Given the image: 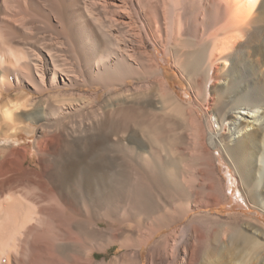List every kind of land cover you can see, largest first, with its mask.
Wrapping results in <instances>:
<instances>
[{"label":"bare ground","instance_id":"obj_1","mask_svg":"<svg viewBox=\"0 0 264 264\" xmlns=\"http://www.w3.org/2000/svg\"><path fill=\"white\" fill-rule=\"evenodd\" d=\"M0 101V264H264V0H0Z\"/></svg>","mask_w":264,"mask_h":264},{"label":"rangeland","instance_id":"obj_2","mask_svg":"<svg viewBox=\"0 0 264 264\" xmlns=\"http://www.w3.org/2000/svg\"><path fill=\"white\" fill-rule=\"evenodd\" d=\"M167 77L170 81V83L172 84L173 88L182 96V98L186 101H188L190 98V91L188 88V85L186 84V82L179 76V74L174 70V68L172 66H169L167 69ZM93 93V92H92ZM2 104V102L0 101V105ZM1 130V129H0ZM36 139V137L33 138H29V136L27 134H20L19 135V140H20V144L24 145V146H28L29 150H33V147L35 146V144L33 143V141ZM2 142V143H1ZM0 144H3V141H0ZM18 146V145H16ZM38 164V157H35L32 160V165L33 166H37ZM222 169L224 170V165H222ZM231 173V174H230ZM229 175H233V172L231 171ZM227 175V174H225ZM229 206H225L224 209L221 210V214L223 216H226L229 214ZM216 211V210H214ZM114 255V252L112 253ZM111 254V257L113 256Z\"/></svg>","mask_w":264,"mask_h":264}]
</instances>
